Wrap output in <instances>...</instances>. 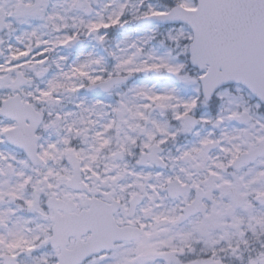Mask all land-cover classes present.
<instances>
[{
  "label": "snow or ice",
  "instance_id": "1",
  "mask_svg": "<svg viewBox=\"0 0 264 264\" xmlns=\"http://www.w3.org/2000/svg\"><path fill=\"white\" fill-rule=\"evenodd\" d=\"M0 264H264V0H0Z\"/></svg>",
  "mask_w": 264,
  "mask_h": 264
}]
</instances>
